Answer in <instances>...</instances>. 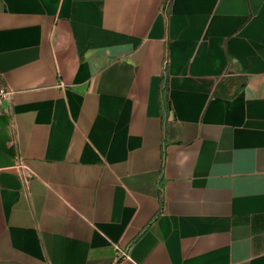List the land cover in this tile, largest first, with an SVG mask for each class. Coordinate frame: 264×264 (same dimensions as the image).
Segmentation results:
<instances>
[{"label": "crops", "instance_id": "1", "mask_svg": "<svg viewBox=\"0 0 264 264\" xmlns=\"http://www.w3.org/2000/svg\"><path fill=\"white\" fill-rule=\"evenodd\" d=\"M0 86V264H264V0H0Z\"/></svg>", "mask_w": 264, "mask_h": 264}, {"label": "built area", "instance_id": "2", "mask_svg": "<svg viewBox=\"0 0 264 264\" xmlns=\"http://www.w3.org/2000/svg\"><path fill=\"white\" fill-rule=\"evenodd\" d=\"M14 91L13 89H10L6 86H0V104L10 98L13 95Z\"/></svg>", "mask_w": 264, "mask_h": 264}, {"label": "trees", "instance_id": "3", "mask_svg": "<svg viewBox=\"0 0 264 264\" xmlns=\"http://www.w3.org/2000/svg\"><path fill=\"white\" fill-rule=\"evenodd\" d=\"M161 191H162V189H161Z\"/></svg>", "mask_w": 264, "mask_h": 264}]
</instances>
